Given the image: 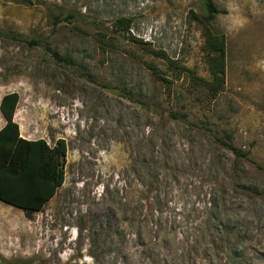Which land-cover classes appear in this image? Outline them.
Here are the masks:
<instances>
[{
  "label": "rangeland",
  "instance_id": "374dc122",
  "mask_svg": "<svg viewBox=\"0 0 264 264\" xmlns=\"http://www.w3.org/2000/svg\"><path fill=\"white\" fill-rule=\"evenodd\" d=\"M215 2L227 50L226 84L213 99L191 77L210 78L201 0H0V103L17 92L21 135L67 146L64 183L41 211L28 217L0 199V264H146L140 228L144 238L160 219L178 228L203 206L211 159L222 174L236 167L245 182L264 184V171L212 136L230 138L264 167V0ZM64 6L77 19L57 23ZM119 17L132 20L128 33L112 26ZM5 123L0 109V129ZM243 204L264 256V195ZM158 251L167 256L166 246Z\"/></svg>",
  "mask_w": 264,
  "mask_h": 264
},
{
  "label": "trees",
  "instance_id": "16d2710c",
  "mask_svg": "<svg viewBox=\"0 0 264 264\" xmlns=\"http://www.w3.org/2000/svg\"><path fill=\"white\" fill-rule=\"evenodd\" d=\"M9 1L32 5L40 0ZM201 2L205 9L204 20L201 23L210 78L191 77L196 79V84L205 88L206 97L214 99L223 91L226 84V38L224 33L215 28L216 17L223 11L219 9L215 0ZM56 12L54 17L57 23L73 22L77 19L72 8L64 6ZM112 26L116 30L128 33L132 20L119 17ZM50 51L55 58H62L54 50ZM156 53L157 57L168 59L162 52ZM170 65L182 71L177 64L171 62ZM151 69L156 71L155 67L151 66ZM157 76L169 82L167 78L158 74ZM19 99L17 92H9L2 97L0 103L1 113L6 121L0 129V199L22 209L28 217H32L33 213L44 208L64 183L67 146L65 140H58L51 146L42 138H24L14 118ZM168 117L196 127L198 131L203 130L186 113L170 112ZM212 136L220 148L230 151L237 160H245L256 170L264 171V167L250 156V152L238 149L230 142V138L216 133H212ZM216 161L211 159L208 162L210 167L206 170L207 184L200 181L204 190L201 195H205L203 206H194L178 228L174 227L175 223L170 224L168 219L162 221L160 218V222L155 226L147 225L146 238L143 237L140 228L136 242L141 252L139 256L147 259L146 264H257L254 255L263 261L259 226L254 224L257 221L253 220L249 208H243V203L249 202L252 198H262L264 184L245 182L238 175L236 167L226 168L228 172L222 174L220 164ZM159 181L157 173L149 174L147 186L152 188L154 183ZM192 214L198 216L190 220ZM163 245L167 247V256L164 258L158 251ZM5 264L31 263L16 260Z\"/></svg>",
  "mask_w": 264,
  "mask_h": 264
}]
</instances>
